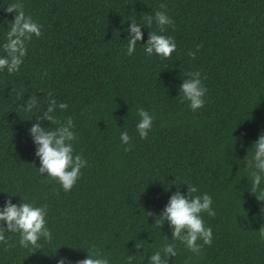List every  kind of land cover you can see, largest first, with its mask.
I'll use <instances>...</instances> for the list:
<instances>
[{
  "label": "trees",
  "instance_id": "16d2710c",
  "mask_svg": "<svg viewBox=\"0 0 264 264\" xmlns=\"http://www.w3.org/2000/svg\"><path fill=\"white\" fill-rule=\"evenodd\" d=\"M13 3L0 0V43ZM19 3L42 28L27 42L20 70L0 72V191L7 192H0V207L19 202L9 193L46 204L53 238L24 249L17 234H6L14 246L0 244V264H56L59 257L75 264L93 246L110 264H128L133 254L132 264H147L149 254L171 242L166 221L160 229L152 224L177 185L187 193L181 182L212 197L216 215L203 214L212 243L194 255L176 241L177 256L167 264H264V201L243 177L246 149L264 132V0ZM154 10L172 18L162 34L175 39V52L167 60L144 53L148 32H159L153 23L141 28L140 44L127 55L129 20L144 23ZM195 70L207 92L204 107L193 112L178 86L181 74ZM49 93L68 105L57 115H71L74 154L87 160L69 192L33 168L39 159L27 130L35 117L27 120L32 114L21 105L36 97L43 107ZM141 107L154 115L145 140L135 133ZM123 130L132 136L128 151Z\"/></svg>",
  "mask_w": 264,
  "mask_h": 264
},
{
  "label": "clouds",
  "instance_id": "9594fccd",
  "mask_svg": "<svg viewBox=\"0 0 264 264\" xmlns=\"http://www.w3.org/2000/svg\"><path fill=\"white\" fill-rule=\"evenodd\" d=\"M160 8H165L164 4ZM7 12L14 13V18L7 26L4 41L0 43V72L6 71L9 74L20 70L24 58L27 54L26 44L33 36L41 35L42 25L38 24L30 15H26L22 5L11 4ZM144 23H137L129 20L131 23L126 29L127 37V55H132L136 50L137 44L142 40V27L152 28L153 23L159 29L149 31L147 40L141 44L146 55H155L161 59L167 60L176 50L175 39L170 35L162 34L165 26H172L173 20L163 10H154L152 15H146ZM140 44V43H139ZM197 46V50H198ZM187 55L195 58L196 51L190 50ZM203 77L199 70L181 74V83L178 86V92L181 102L187 101V106L193 112L201 109L205 105V96L207 88L204 85ZM49 99L46 102V108L41 106L36 97H29L23 105L22 110L31 113L33 120L27 132L34 146V155L39 159V167L35 168L36 174L45 179L55 180L65 192L72 190L81 176V169L87 166V160L80 154H74V143L77 140L75 125L71 115L60 119L57 110L63 112L68 108L66 103H57L48 94ZM138 120L135 123L136 135L145 140L153 127L154 115L143 107L137 109ZM48 122L49 126H45ZM120 143L125 146V151L132 147V136L127 130L119 133ZM243 147V144H241ZM246 155L243 159L249 190L255 194L256 198L264 201V132H261L258 138L252 142L246 149ZM237 165L240 160L235 161ZM46 174V175H45ZM187 185V193L183 194L179 190L172 193L166 205L158 216L154 219L152 225L158 229L167 222L171 239L165 236V239L171 242L164 243L160 248L153 251L147 257V264H167L169 257L177 256L176 241H179L186 249L194 255H199L203 245L212 243V229L206 226L203 214L214 217L212 197L207 192L198 193L196 185H190L187 182H181ZM7 193L5 191H0ZM10 196L19 197L18 203H12L11 199L4 201L0 207V244L4 247H13L9 244L10 235L17 234L18 245L24 249H40L41 241H51L52 231L48 226L47 215L48 208L46 204L36 205L28 201L26 197L11 194ZM152 215V213H147ZM143 246L136 242L135 248L140 249ZM60 248V247H59ZM87 256L82 260H77L75 264H110L107 257H103L95 250H86ZM56 252V251H55ZM55 252L53 254H55ZM136 256L127 255L128 264H132ZM56 264H69L64 257H59Z\"/></svg>",
  "mask_w": 264,
  "mask_h": 264
}]
</instances>
